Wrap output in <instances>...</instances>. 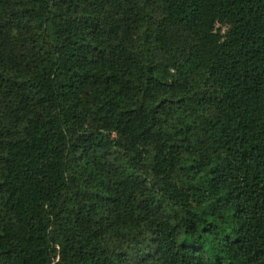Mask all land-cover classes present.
<instances>
[{
    "label": "trees",
    "instance_id": "trees-1",
    "mask_svg": "<svg viewBox=\"0 0 264 264\" xmlns=\"http://www.w3.org/2000/svg\"><path fill=\"white\" fill-rule=\"evenodd\" d=\"M0 264H264V0H0Z\"/></svg>",
    "mask_w": 264,
    "mask_h": 264
}]
</instances>
